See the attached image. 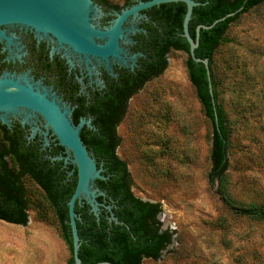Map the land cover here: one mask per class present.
Returning <instances> with one entry per match:
<instances>
[{"label": "rangeland", "instance_id": "obj_1", "mask_svg": "<svg viewBox=\"0 0 264 264\" xmlns=\"http://www.w3.org/2000/svg\"><path fill=\"white\" fill-rule=\"evenodd\" d=\"M123 5L125 0H108ZM185 51L128 101L117 153L133 193L161 204L173 241L142 264H264V219L237 215L210 185L212 124L190 81ZM219 103L229 128L227 192L264 204V2L228 29L214 55ZM28 222L0 219V264H68L72 253L45 193L26 180Z\"/></svg>", "mask_w": 264, "mask_h": 264}, {"label": "trees", "instance_id": "obj_2", "mask_svg": "<svg viewBox=\"0 0 264 264\" xmlns=\"http://www.w3.org/2000/svg\"><path fill=\"white\" fill-rule=\"evenodd\" d=\"M108 2V0H105ZM201 4L194 7L189 24L193 38H196V28L200 24L211 25L216 19L223 18L211 28H202L199 46L195 54L200 58H208L213 84V95L209 87L207 68L203 62L194 60L190 54V44L183 35V21L187 11V4L183 1L167 2L155 5L148 9L157 16L161 35L157 40L165 43L164 48L154 50L148 61V68L142 80L120 98L119 124L127 113L128 101L143 85L162 74L168 66L166 53L172 46L175 50L181 49L188 54L186 61L191 83L196 89L205 116L212 124L211 168L208 174L210 185L216 187V192L223 204L233 213L242 216L264 219V204H240L227 192L229 157V128L225 112L219 103V91L214 69V55L221 45L225 34L242 14L262 4L264 0H196ZM94 137L100 139L95 142H85L90 153H94L98 162L103 160L107 167L108 181L98 179L103 185L106 183L108 192L116 199L118 207L113 210L122 222L110 223L107 218L97 216L91 205L84 201L76 203L75 211L78 214L77 225L81 245L79 256L83 264H92L99 261H109L112 264H142L143 258L158 259L163 250L173 241V232L162 227L158 214L162 210L161 204L143 200L131 190L132 182L127 163L119 157L117 147L121 138L114 133H108L105 128L95 131ZM11 152L10 149L6 153ZM18 154H14L9 161L3 156L0 165V218L15 224L25 225L28 222V203L26 192L22 191L23 201H20V186L15 176L20 162ZM31 160L27 170L33 178L41 184L42 191L54 209L59 221L62 237L69 246L72 257L68 264H75L73 258V235L70 225L69 205L77 184V171L68 178L66 171L59 172V161ZM73 164L71 165V168ZM23 190V187H22ZM110 220V219H109Z\"/></svg>", "mask_w": 264, "mask_h": 264}, {"label": "flooded vegetation", "instance_id": "obj_3", "mask_svg": "<svg viewBox=\"0 0 264 264\" xmlns=\"http://www.w3.org/2000/svg\"><path fill=\"white\" fill-rule=\"evenodd\" d=\"M93 2L103 14L98 19L99 25L106 27L114 18L115 11L131 6L138 0H125L123 5L105 0ZM142 14L136 21L130 19L125 24L133 28L129 39L120 43L123 60L112 57L109 65L98 58L91 57L88 60L68 44L60 43L53 34L40 33L27 25H5L3 29L13 38V43L0 40V78H14L20 81V85H30L35 91L44 92L50 98L55 97L63 108L70 111V118L75 126L85 120L80 131L84 143L100 140L93 136L99 128H105L108 133H114L118 137L119 124L116 121L120 114L121 96H126L142 80L153 51H161L165 45L156 39L161 37L155 30L161 28L155 18L157 14L148 9L142 11ZM170 51L182 50H175L171 46L166 53L167 58ZM7 149L11 152L6 153ZM14 154H18L20 160L15 176L20 186L22 202L26 180H31L42 189L41 184L27 170L30 161L49 159L55 163L53 157H67L69 152L60 144V139L39 112L20 106L15 110L0 111V165L4 156L11 167ZM91 154L96 158L98 167L103 168L104 180L108 181L110 176L105 174V162H98L94 153ZM57 161L59 172L65 170L66 178L72 175L73 167L71 168L70 162L65 163L63 159ZM98 179L103 178H97L94 184V188L102 192L97 196L99 213L112 223L115 221L109 220L112 215L118 218L113 208L118 207L119 200L108 192L106 183L101 185ZM118 221L122 222L119 218Z\"/></svg>", "mask_w": 264, "mask_h": 264}, {"label": "water", "instance_id": "obj_4", "mask_svg": "<svg viewBox=\"0 0 264 264\" xmlns=\"http://www.w3.org/2000/svg\"><path fill=\"white\" fill-rule=\"evenodd\" d=\"M183 1L187 11L183 21V35L190 44V54L194 60L203 62L207 68L209 87L213 95V84L208 58H200L195 54L199 46L202 28H211L223 18L216 19L211 25L200 24L196 28V38H193L189 24L194 7L201 4L196 0H138L131 6L115 11L114 18L106 27H101L100 8L93 0H0V40L13 43V38L3 29L5 25H27L44 34H53L60 43L68 44L76 52L83 54L88 60L98 58L110 64L111 58L123 60V48L120 43L129 39L133 27L125 26L132 19L142 17V11L155 5L167 2ZM28 107L39 112L60 139V144L69 152L67 157L56 156L53 160L63 159L65 163L73 164L71 174L77 171V184L69 205L70 225L73 235V258L75 264H83L79 256L81 239L77 225L79 217L75 211L76 203L87 201L91 210L99 216L97 196L102 192L94 188L97 178H105L102 167H98L96 158L90 153L84 143L80 131L85 120L75 126L70 118V111L63 108L56 98H50L46 93L33 90L32 86L20 85V81L10 77L0 78V111H10ZM152 202V201H151ZM111 209L110 206H106ZM117 222L112 215L110 220ZM92 264H112L109 261H99Z\"/></svg>", "mask_w": 264, "mask_h": 264}]
</instances>
